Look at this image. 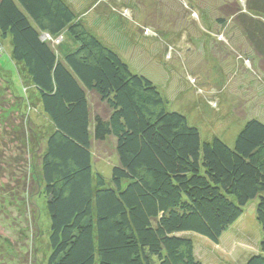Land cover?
<instances>
[{
  "label": "trees",
  "instance_id": "obj_1",
  "mask_svg": "<svg viewBox=\"0 0 264 264\" xmlns=\"http://www.w3.org/2000/svg\"><path fill=\"white\" fill-rule=\"evenodd\" d=\"M235 4L217 25L234 21L263 60L264 0ZM86 27L65 0H0V36L10 39L11 59L52 125L38 179L24 176L32 182L29 196L43 187L50 224L45 264H202L192 240L180 234L217 244L254 200L262 237L245 264H264V124L247 121L232 147L217 137L202 142L151 81L132 74ZM92 97L107 116L94 111ZM7 128L15 146L25 148L24 118ZM110 138L118 164L108 183L93 169L92 143ZM22 149L0 158V178L22 159Z\"/></svg>",
  "mask_w": 264,
  "mask_h": 264
},
{
  "label": "rangeland",
  "instance_id": "obj_2",
  "mask_svg": "<svg viewBox=\"0 0 264 264\" xmlns=\"http://www.w3.org/2000/svg\"><path fill=\"white\" fill-rule=\"evenodd\" d=\"M65 1L132 74L157 87L169 111L182 114L198 129L202 142L217 137L232 147L247 121L264 124V59L256 56L233 20L223 29L216 22L221 15L228 19L229 7L237 8L235 0ZM238 1L247 7L249 0ZM20 76L11 59L10 39L0 36V158L15 157L22 149L7 128L13 119L23 117L29 128L22 159L0 178V264H45L50 224L43 187L29 196L32 182L24 176L38 179L44 136L52 125L37 91ZM91 100L94 111L107 116L104 103ZM12 112L2 124L3 116ZM113 150L111 138L92 143L93 169L108 183L118 164ZM255 206L256 200L249 202L217 244L196 233L180 235L192 240L202 264H245L259 253L262 237Z\"/></svg>",
  "mask_w": 264,
  "mask_h": 264
},
{
  "label": "built area",
  "instance_id": "obj_3",
  "mask_svg": "<svg viewBox=\"0 0 264 264\" xmlns=\"http://www.w3.org/2000/svg\"><path fill=\"white\" fill-rule=\"evenodd\" d=\"M42 36H44V39H46V40L48 39L49 40V36L48 35H42ZM54 43H58V40L54 41Z\"/></svg>",
  "mask_w": 264,
  "mask_h": 264
},
{
  "label": "crops",
  "instance_id": "obj_4",
  "mask_svg": "<svg viewBox=\"0 0 264 264\" xmlns=\"http://www.w3.org/2000/svg\"><path fill=\"white\" fill-rule=\"evenodd\" d=\"M70 5V4H69ZM71 6V5H70ZM20 73H23L22 71H20ZM23 76V75H22ZM39 108V107H38Z\"/></svg>",
  "mask_w": 264,
  "mask_h": 264
},
{
  "label": "water",
  "instance_id": "obj_5",
  "mask_svg": "<svg viewBox=\"0 0 264 264\" xmlns=\"http://www.w3.org/2000/svg\"><path fill=\"white\" fill-rule=\"evenodd\" d=\"M41 39L43 40L44 39V36H42Z\"/></svg>",
  "mask_w": 264,
  "mask_h": 264
}]
</instances>
